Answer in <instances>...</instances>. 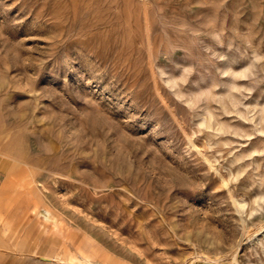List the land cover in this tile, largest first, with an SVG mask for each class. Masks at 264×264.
Wrapping results in <instances>:
<instances>
[{"label":"rangeland","instance_id":"rangeland-1","mask_svg":"<svg viewBox=\"0 0 264 264\" xmlns=\"http://www.w3.org/2000/svg\"><path fill=\"white\" fill-rule=\"evenodd\" d=\"M263 63L264 0H0V242L264 264Z\"/></svg>","mask_w":264,"mask_h":264},{"label":"bare ground","instance_id":"bare-ground-1","mask_svg":"<svg viewBox=\"0 0 264 264\" xmlns=\"http://www.w3.org/2000/svg\"><path fill=\"white\" fill-rule=\"evenodd\" d=\"M240 36V35H239ZM238 36L236 35V38H237ZM240 38V37H239ZM248 63V62H247ZM262 64V63H261ZM249 66V65H248ZM248 66H246L247 68H248ZM263 66H264V63H263ZM262 66V67H263ZM245 67V66H244ZM243 67V68H244ZM245 67V69L247 70V72L249 73V69H247ZM250 67V66H249ZM261 67V68H262ZM264 68V67H263ZM242 72V71H241ZM240 72V73H241ZM243 72H246V71H243ZM246 72V73H247ZM239 73V74H240ZM244 74L245 73H243L242 74V76L243 77H246V75L244 76ZM251 74V73H250ZM253 74V73H252ZM251 74V76L249 77L248 76V74H247V76H248V78L250 79L251 77H253L254 78V75H252ZM236 76V75H235ZM238 79H239V77H238ZM252 83H254L253 81H251ZM250 82V83H251ZM252 86H253V84H251ZM251 88V87H250ZM253 89H254V87H252ZM251 90V89H250ZM255 105H256V103H255ZM257 106V105H256ZM263 111H264V109H263ZM206 112V111H205ZM204 115V114H203ZM205 118V119H204ZM206 118H207V120H208V117H206V116H204V117H202V120L204 119V121L202 122L203 124H204V122H206L207 123V121H205L206 120ZM253 118V117H252ZM252 118H251V120H252ZM254 118H256V117H254ZM263 118V117H262ZM261 118V120H264V119H262ZM258 120V119H257ZM257 120H256V122H257ZM254 121V119L252 120V122ZM259 121V120H258ZM254 123V122H253ZM260 123H262V121H259L258 123H256V124H258V125H260ZM255 124V123H254ZM255 124V125H256ZM206 125V124H205ZM208 125V124H207ZM257 125V126H258ZM263 126V125H262ZM207 127H210V125L209 126H207ZM259 127V126H258ZM261 127V126H260ZM264 127V126H263ZM262 127V128H263ZM257 128V127H256ZM253 130H254V126H253ZM259 130H260V128H259ZM258 130V131H259ZM255 132H256V130H255ZM263 133H264V130L262 131ZM260 133H261V130H260ZM255 134V133H254ZM256 134H257V132H256ZM263 195L264 194H262V199H263ZM28 198H29V200H30V198H32L31 197V195L29 194V196H28ZM259 197H257V199H258ZM256 199V201L258 202V200ZM237 200V199H236ZM242 200V199H241ZM240 199H239V203H238V205L236 206V208L238 209L237 211H239L240 212V214H243V213H241L242 212V209L245 207V205L247 204V203H242V202H244V200H242L241 201ZM260 200H261V198H260ZM0 205H1V200H0ZM249 208V207H248ZM255 209L257 208V209H259V207H258V205H257V207H254ZM253 208V209H254ZM251 209V208H250ZM35 210H36V214L42 219V221L40 222V228L41 227H43V231H42V233L43 234H56V235H58L59 233V230H60V228L62 227V226H59V222H60V219L50 210V208L48 207V206H45V205H43V206H36V208H35ZM245 210V209H244ZM251 214V213H250ZM253 214V213H252ZM242 222V221H241ZM243 223V222H242ZM63 225V224H62ZM50 229H53V231L50 233ZM37 242H38V239H37ZM4 243V242H3ZM39 246V243H37V245H36V247L35 248H32L33 250V252H35V253H37V247ZM30 250V249H29ZM80 252V251H79ZM82 253V252H81ZM41 254H43L44 255V257L45 256H49V257H52V258H54L56 261H57V263L58 264H117L115 261H113L110 257H105L104 259L103 258H93L92 256H85L84 255V257H80V256H77V255H75V254H72L71 252H68L66 249H65V246H62L60 249L58 248V250H56L54 253H52V252H47L46 250H42L41 251ZM83 254V253H82Z\"/></svg>","mask_w":264,"mask_h":264},{"label":"crops","instance_id":"crops-1","mask_svg":"<svg viewBox=\"0 0 264 264\" xmlns=\"http://www.w3.org/2000/svg\"><path fill=\"white\" fill-rule=\"evenodd\" d=\"M18 223H16L18 228L16 227L14 231L11 230L10 236L4 239V243L0 242V264H58L52 257H44L41 253H35L17 245L18 239L26 232ZM42 250L50 252L51 248L49 245H43Z\"/></svg>","mask_w":264,"mask_h":264}]
</instances>
